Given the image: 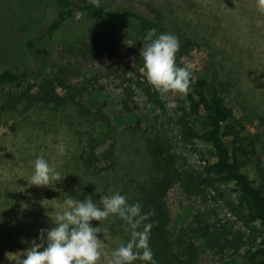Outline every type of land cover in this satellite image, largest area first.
I'll use <instances>...</instances> for the list:
<instances>
[{"label":"trees","instance_id":"trees-1","mask_svg":"<svg viewBox=\"0 0 264 264\" xmlns=\"http://www.w3.org/2000/svg\"><path fill=\"white\" fill-rule=\"evenodd\" d=\"M45 2L56 7L55 18L37 13ZM7 4L10 11L0 4L2 29L13 28L22 35L13 39L24 41L28 53L38 61L17 62L0 69V123L8 112L39 104L83 107V94L75 93L80 89L64 79L42 77L39 82L30 81L46 72L59 47L77 63L86 64L91 75L92 66L107 64L105 60L110 58L108 69L120 81L123 111L130 114L141 110L140 94L157 111L153 123L144 128L149 134L147 146L153 174L140 185L131 201H139L143 212L152 213L147 217L152 224L149 244L157 264H198L206 251L218 256L219 264H264V156L259 137L249 132L244 118L229 104L231 96L226 83L191 69L187 91L177 93L176 125L198 157L199 169L184 167L173 141L159 129L168 107L162 94L148 84L141 72L140 48L147 29L172 33L174 29L165 17H149L97 0H13ZM117 37L131 42V64L118 60V42L105 41ZM182 55L179 47V65H185ZM142 124L139 119L137 126ZM100 144L91 134L88 147L80 154L89 173L107 172L116 163V146L111 144L99 152ZM176 186L189 199H199L211 210L199 211L186 225L174 227L168 196ZM111 223V231L116 233V225L121 222L112 219Z\"/></svg>","mask_w":264,"mask_h":264},{"label":"rangeland","instance_id":"rangeland-1","mask_svg":"<svg viewBox=\"0 0 264 264\" xmlns=\"http://www.w3.org/2000/svg\"><path fill=\"white\" fill-rule=\"evenodd\" d=\"M97 1L110 7L137 10L149 17L163 15L179 39L184 64H191L198 74L220 78L226 83L231 96L229 104L244 118L249 132L259 137V148L264 156V14L257 11L255 0ZM9 2L13 3V0H0L6 11H10ZM39 7L43 9L37 13H44L47 18L56 17L54 5L45 2ZM2 26L0 69L17 62L38 61L28 53L22 38V43L19 38L13 39V36L22 35L15 33L13 28L2 29ZM105 41L119 43L118 60L122 64L133 62L128 38H107ZM109 59L105 60L107 64L92 66L91 75L86 64L77 63L59 47L46 72L30 81L39 82L42 77L64 79L80 89L75 93L83 94V107L39 104L27 110L8 112L0 123V248L6 253L5 256L0 253V264H16L19 253L30 247V243H21V237L30 242L41 228L51 226L44 206L49 207L47 211H52L51 207L58 203L56 199L62 191L76 195L82 190L80 199L94 194L95 189L101 193L119 191L131 202L140 185L152 177L154 166L147 146L149 134L144 128L153 123L157 111L142 94L138 96L141 110L130 114L123 111L120 81L110 75ZM177 93H161L168 115L159 129L173 141L182 165L197 170L199 159L176 125ZM102 114L105 115L102 117ZM139 119L143 124L137 126ZM91 134L101 143L99 152H104L111 144L116 146V163L107 172L89 173L80 160ZM59 143L66 146L63 156L57 152ZM41 152L65 176L56 187L54 184L51 187L28 185L26 178L32 172L31 161ZM99 195L95 193L93 199H99ZM168 202L174 227L186 225L199 211L211 210L199 199H189L180 186L170 191ZM111 220L102 222L107 237L98 234L104 250L99 264H106L111 250L128 238L124 223L119 219H113L121 222L116 225V233L111 231L114 226ZM92 223L99 224L98 221ZM7 239L10 240L4 244ZM219 262L218 256L206 251L198 264Z\"/></svg>","mask_w":264,"mask_h":264},{"label":"clouds","instance_id":"clouds-1","mask_svg":"<svg viewBox=\"0 0 264 264\" xmlns=\"http://www.w3.org/2000/svg\"><path fill=\"white\" fill-rule=\"evenodd\" d=\"M258 12L264 14V0H255ZM140 57L143 59L141 72L148 84L156 91L164 93L186 92L192 65H179L176 53L180 47L178 37L170 32H157L155 28L147 29L142 37ZM57 152L63 156L66 146L59 143ZM32 164L31 175L26 178L28 185L50 186L61 181L65 176L46 155L37 154ZM100 193L99 199L93 195ZM89 194L83 199L76 195L61 192L58 203L51 207L52 211L45 214L51 226L41 228L39 234L29 242L21 237V243H30L20 252L16 264H99L104 250L102 239L107 237V229L102 222L119 219L128 232L126 241L113 248L106 257V264H157L149 244L152 224L147 217L152 214L142 211L139 201L129 202L128 197L119 191L98 192ZM92 221H98L94 225Z\"/></svg>","mask_w":264,"mask_h":264}]
</instances>
